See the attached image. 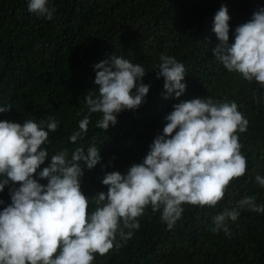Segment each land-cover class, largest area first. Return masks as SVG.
Wrapping results in <instances>:
<instances>
[{
    "label": "clouds",
    "instance_id": "1",
    "mask_svg": "<svg viewBox=\"0 0 264 264\" xmlns=\"http://www.w3.org/2000/svg\"><path fill=\"white\" fill-rule=\"evenodd\" d=\"M9 10L44 20H52L55 11L48 0H23L22 5L11 0ZM230 19L221 5L213 21L218 41L213 55L229 72L264 87V7L235 28L231 42ZM93 68L96 91L68 96L75 89L63 86L62 74L45 95L44 109L55 118H46V130L30 119L21 124L0 118V193L7 197L0 200V264H92L97 253L113 251L119 253L114 263L171 264L180 246L171 241L182 238L180 219L193 213L186 208L215 207L232 180L244 183L254 173L244 140L248 121L237 110L239 102L196 98L192 93L199 85L185 80L184 64L164 54L155 70V95L165 107L166 124L126 174L104 169L95 144L69 148L61 139L51 140L62 131L75 144L87 134L91 114L94 120L102 114L95 126L106 131L120 113L146 102L151 85L143 83L146 70L140 61L111 55ZM11 107L0 103V113ZM255 180L264 188V177ZM149 205L163 224L162 236L152 252L129 254L126 242ZM241 210L264 214V204L243 196L212 218L211 230L231 235L228 221H237Z\"/></svg>",
    "mask_w": 264,
    "mask_h": 264
},
{
    "label": "trees",
    "instance_id": "2",
    "mask_svg": "<svg viewBox=\"0 0 264 264\" xmlns=\"http://www.w3.org/2000/svg\"><path fill=\"white\" fill-rule=\"evenodd\" d=\"M10 1L0 0V103L12 107L0 113V118L21 124L30 119L46 130V118H55L44 109L45 95L53 92L62 74L63 86L75 89L68 96H78L96 91L93 65L107 56L128 60L131 56L145 68L143 83L151 85L146 102L137 110L120 113L115 126L106 131L97 128L96 121L102 118L98 113L96 120L91 114L87 134L75 144L66 140L68 135L62 131L51 135V140L61 139L69 148L95 144L104 169L126 174L153 134H162L166 110L155 95V70L162 54L184 64L185 80L199 85L192 93L196 98L239 102L237 110L248 121L244 140L254 173L244 183L234 184L232 180L224 199L215 207L186 208L193 213L180 219L182 238L171 241L180 246L170 261L264 264V214L241 210L237 221H228L231 235L211 230L212 218L235 207L243 196H255L257 204H264V188L255 180L257 175L264 177V87L229 72L212 52L218 43L213 21L221 5H226L231 17V42L235 28L264 7V0H48V7L55 9L52 20L23 10L17 14L6 11ZM195 44L201 47L195 48ZM76 128L73 125V130ZM92 186L94 191L99 188L97 182ZM4 193H0V200H6ZM138 220L139 229L126 242L129 254L152 252L163 233V224L151 205ZM113 243L115 248L116 241ZM118 255L114 251L105 256L97 253L92 264H120L114 263Z\"/></svg>",
    "mask_w": 264,
    "mask_h": 264
}]
</instances>
